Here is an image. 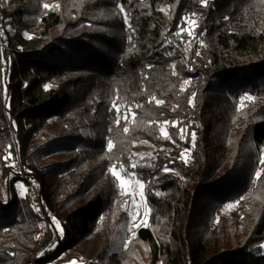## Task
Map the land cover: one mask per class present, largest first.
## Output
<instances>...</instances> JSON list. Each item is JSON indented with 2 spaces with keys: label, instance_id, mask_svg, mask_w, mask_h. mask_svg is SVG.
Masks as SVG:
<instances>
[{
  "label": "trees",
  "instance_id": "1",
  "mask_svg": "<svg viewBox=\"0 0 264 264\" xmlns=\"http://www.w3.org/2000/svg\"><path fill=\"white\" fill-rule=\"evenodd\" d=\"M0 12L13 29L0 264L71 249L86 264H264V0H0ZM113 169L145 184L148 223L131 238ZM19 180L38 184L40 207ZM236 202L239 217L222 213Z\"/></svg>",
  "mask_w": 264,
  "mask_h": 264
},
{
  "label": "rangeland",
  "instance_id": "2",
  "mask_svg": "<svg viewBox=\"0 0 264 264\" xmlns=\"http://www.w3.org/2000/svg\"><path fill=\"white\" fill-rule=\"evenodd\" d=\"M49 7L51 6L48 4ZM48 7V8H49ZM0 20L2 23V29L4 33V38L1 41L0 39V49H4L9 45V37L8 32L11 33L13 31L11 24L8 21H4L2 13L0 12ZM29 36L28 34H26ZM168 123H165L162 126L163 132V139L166 142V145L169 149H176L177 143L173 142L169 134V127L167 126ZM167 133V135H165ZM185 136V134H184ZM180 153H184L183 159L188 160L191 157V148L190 147H183L177 149ZM117 176L119 180V187L121 192L127 196V208L130 214V221H131V233L130 238L133 237L136 233V230L141 225H146L149 219V207L147 204L146 199V191H145V184L139 177L132 174H123L121 171H117ZM16 190L20 195L29 194L30 185L24 181H17L16 182ZM143 185V187H141ZM231 205V207H229ZM239 205L240 202L230 203L225 208L222 209V213L228 214L230 216H237L239 217ZM40 207V205H39ZM45 231L46 234L49 233V224L45 220L44 221ZM43 236L42 242L44 243L47 236ZM264 245V243H263ZM88 258L79 254L77 249H71L68 253H62L60 256L55 257L44 264H70V262L74 261L75 264H86Z\"/></svg>",
  "mask_w": 264,
  "mask_h": 264
},
{
  "label": "snow or ice",
  "instance_id": "3",
  "mask_svg": "<svg viewBox=\"0 0 264 264\" xmlns=\"http://www.w3.org/2000/svg\"><path fill=\"white\" fill-rule=\"evenodd\" d=\"M203 3H204L205 6H207V0H203ZM43 7H44V8H48L49 5H48V4H44ZM118 7L120 8V11L123 13V12H124L123 7L120 6V5H118ZM125 18H127V17L125 16ZM129 27H130V26H129ZM2 31H3V29L0 28V33H2ZM180 31L182 32L183 29H180ZM29 38H31V37H29ZM197 54H198V53H197ZM46 87H50V85H48V86H46ZM241 99H243V98H241ZM249 99H251V97H249ZM157 103H163V101H157ZM123 118L126 120V119H127V115H125ZM120 119H121V117H120L119 112H118V110H117V119H116V123H117V125H119V123H120ZM124 131H125V132L128 131L127 127L124 128ZM180 132L183 133V129H180ZM165 135H167V133H165ZM192 135L194 136L195 134L193 133ZM111 146H112V145H111V141H109V143H108V147L111 148ZM183 156H184V153H181V157H182V158H183ZM5 159H7V157H5ZM185 162H187V161H185ZM171 163H174V161H171ZM258 164H259V165H264V159H260V160L258 161ZM132 167H135V165H132ZM163 171H165V172H169V171H174V169H170V168H168L167 166H165V168L163 169ZM112 175H113L114 178H117V173L115 172L114 169L112 170ZM255 175L258 177V176L260 175V173L257 172V173H255ZM141 187H143V185H141ZM229 207H231V205H229ZM53 220H54V222H56V221H55V218H53ZM56 223H58V222H56ZM60 233L62 234V229H60ZM70 264H75V262L72 261V262H70Z\"/></svg>",
  "mask_w": 264,
  "mask_h": 264
},
{
  "label": "built area",
  "instance_id": "4",
  "mask_svg": "<svg viewBox=\"0 0 264 264\" xmlns=\"http://www.w3.org/2000/svg\"><path fill=\"white\" fill-rule=\"evenodd\" d=\"M0 28H2L1 20H0ZM3 38H4V33L2 31V33H0L1 41L3 40ZM20 170H22V169L21 168L18 169V171H20ZM29 185H30L29 193L33 197L34 203L40 205L39 186H38V184L35 181L29 180Z\"/></svg>",
  "mask_w": 264,
  "mask_h": 264
}]
</instances>
